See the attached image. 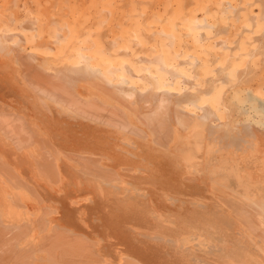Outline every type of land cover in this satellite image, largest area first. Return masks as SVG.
Instances as JSON below:
<instances>
[{"label": "bare ground", "instance_id": "6f19581e", "mask_svg": "<svg viewBox=\"0 0 264 264\" xmlns=\"http://www.w3.org/2000/svg\"><path fill=\"white\" fill-rule=\"evenodd\" d=\"M30 1L0 2V264H264L263 58L224 56L263 7L248 34L233 0L145 33L116 9L109 40Z\"/></svg>", "mask_w": 264, "mask_h": 264}, {"label": "rangeland", "instance_id": "374dc122", "mask_svg": "<svg viewBox=\"0 0 264 264\" xmlns=\"http://www.w3.org/2000/svg\"><path fill=\"white\" fill-rule=\"evenodd\" d=\"M14 1H16V0H13V2H12V0H0V2H2V3H6V5H12V6H14V8L17 10V9H19V14L18 15H20V19H23V18H25L26 16H28V13L26 12V8L27 7H29L30 6V4H31V1L30 0H18V1H16L17 2V4L14 2ZM57 1L58 0H51V2H50V0L48 1V3H47V7L49 8V10L50 11H52V10H55L54 8H57V6L58 7H61V9H68V7H70V5L69 4H73V6H74V8L72 7H70L69 9H80L81 8V10L83 9V10H86V11H88L89 10V12H88V15H89V13H90V11H93L92 9L93 8H97V12H98V14L99 15H101V17L100 16H98V15H96L95 16V22L97 21V19H99L100 18V20L99 21H97L98 23H100V25L102 26V28L101 29H103V25H104V29H103V31L101 30V35L103 36V38H105V39H108L109 38V40L113 37H117L118 35H120L119 33V30H120V28L121 27H119V26H117V25H115L116 24V22L115 21H117L116 19H114L116 16V9L117 10H123V11H126L125 13H126V16L127 15H129V16H125V21L123 20L122 21V23L124 24L125 23V25L127 26V27H130V29H134L136 26L137 27H140L141 28V30L143 31V33H145L146 32V26L147 25H155L156 23L158 24L159 23V25H160V22H159V20L163 17L165 20H167V19H170L171 21L168 23V24H166V26L167 27H169V28H173V26L171 25L172 23L174 24H176V22H177V24L178 25H180L181 23H180V17H181V15H190V14H196L195 12H197V14L196 15H200V16H202V15H204V14H209L208 12L209 11H212L211 13H213L212 14V16H211V18L213 17V19L214 18H219V8H220V6H221V1L222 0H203V1H205V2H203L202 0L200 1V0H197V3H196V1L195 0H168V1H164V0H156L157 1V3H156V1L155 0H139L140 2H138V0H124V2L126 3V1H127V3L126 4H124V2H123V0H114V4H113V1L112 0H97V1H95V0H88V2H87V0L85 1V0H62V2H61V0H59L58 2L59 3H57ZM69 1H70V3H69ZM91 3H90V2ZM107 1H108V3H107ZM112 1V2H111ZM118 1V2H117ZM130 1V2H129ZM133 1V2H132ZM147 1L149 2V6H148V3H147ZM183 1V2H182ZM189 1V2H188ZM192 1V2H191ZM200 3H199V2ZM213 1H214V4H213ZM220 1V2H219ZM234 1V3H236V4H238L241 8H239V12L241 13V22L239 21V20H236V18L234 17V15H233V17H232V25H233V27H235V26H237V27H235L236 28V31L239 29V28H241L242 26H244V27H242L241 29L242 30H244V32L245 33H249V28H247L246 27V25L244 24L245 22H250V20H251V17H253L254 15L256 16V15H258V17L260 18V16H262V14H260V11H261V13H263V10H264V0H233ZM255 1V2H254ZM261 1V2H260ZM10 2V3H9ZM87 2V3H86ZM98 4H97V3ZM136 2V3H135ZM142 2V3H141ZM166 2V3H165ZM173 2V3H172ZM185 2H186V4H185ZM210 2V5L208 4V3ZM219 2V3H218ZM13 3H15L14 5H13ZM57 3V4H56ZM79 3H82L83 5L85 4V6L86 7H83L82 6V4H79ZM93 3V4H92ZM97 5H96V4ZM101 5H100V4ZM116 3V4H115ZM120 3H121V5L122 6H120ZM132 3V4H131ZM145 3V4H144ZM147 3V4H146ZM164 3V4H163ZM169 3V4H168ZM177 3V4H176ZM206 3V4H205ZM247 3V4H246ZM261 3V4H260ZM45 4H46V2H45ZM117 4H118V6H117ZM144 4V5H143ZM154 4V5H153ZM160 4H162L161 5V7H160ZM191 4H193L192 6H191ZM198 4H200V5H198ZM205 4V5H204ZM260 4V5H259ZM16 5V6H15ZM67 5H69V6H67ZM81 5V6H80ZM92 5H93V7H92ZM95 5H96V7H95ZM130 5V6H129ZM136 5H137V7H136ZM138 5H140V7L138 6ZM169 5H170V7H169ZM186 5H187V7H186ZM196 5H198V6H200V7H197ZM245 5V6H244ZM251 5V6H250ZM263 5V6H262ZM21 6V7H20ZM22 6H23V9H22ZM25 6V7H24ZM51 6H53V7H51ZM129 8H128V7ZM154 6H156V7H154ZM164 6V7H163ZM175 6V7H174ZM206 6V7H205ZM105 8V9H102V8ZM116 7V8H115ZM118 7V8H117ZM147 7V8H146ZM168 7V8H167ZM184 7V8H183ZM195 7V8H194ZM196 7H197V10H196ZM211 7V8H210ZM214 9H213V8ZM261 7V8H260ZM262 7H263V10H262ZM85 8V9H84ZM113 8H114V10H113ZM139 8V9H138ZM158 8V9H157ZM160 8V9H159ZM171 8V9H170ZM193 8V9H192ZM199 8V9H198ZM206 8V9H205ZM216 8L218 9V10H216ZM68 9V10H69ZM142 9V10H141ZM164 9V10H163ZM247 9V10H246ZM102 10H105V11H102ZM109 10H112V14H110V13H107ZM140 11V13H139V11ZM151 10V11H150ZM155 10V11H154ZM159 10V11H158ZM168 10H172L171 12V14H169L170 12L168 11ZM25 11V12H24ZM65 11V10H64ZM67 11V10H66ZM100 11V12H99ZM154 11V12H153ZM190 11V12H189ZM200 11V12H199ZM206 11H207V13H206ZM245 11H247V13L245 12ZM57 15H56V18H60V15H58V12H56V10L54 11ZM106 14H104V13ZM110 12V11H109ZM115 12V13H114ZM138 12V13H137ZM168 12V13H167ZM187 12V13H186ZM216 12V13H215ZM103 13V14H102ZM144 13H146V17H145V15H144ZM149 13V14H148ZM151 13H153V15L151 14ZM179 13V14H178ZM186 13V14H185ZM199 13V14H198ZM202 13H204V14H202ZM91 14V13H90ZM108 14H110V15H108ZM115 14V15H114ZM138 14V15H137ZM156 14V15H155ZM173 14H175L176 16H175V18H176V20L177 21H175L174 19H173V17H171V16H173ZM252 16H251V15ZM26 15V16H25ZM35 15V14H34ZM115 17H114V16ZM134 15V16H133ZM137 15V16H136ZM149 15V16H148ZM165 15V16H164ZM170 16V18H169V16ZM109 16V17H108ZM113 16V17H112ZM62 17H64L63 18V20L65 19V15L64 16H62ZM108 18V20L106 19V18ZM112 17V18H111ZM149 17V18H148ZM156 17V18H155ZM105 19V22H103L104 21V19ZM141 18V19H140ZM142 18H143V20H144V18L147 20H144V22H143V20H142ZM162 18V19H163ZM210 18V19H211ZM258 18V19H259ZM103 19V20H102ZM246 19V21H242V20H245ZM67 20V18L64 20V21H66ZM113 20V21H112ZM129 20L131 21V22H133L132 24L129 22ZM139 20V21H138ZM180 20V21H179ZM218 20H220V19H218ZM106 21H107V24H106ZM127 21H128V23H127ZM173 21V22H172ZM175 21V22H174ZM259 21H260V19H259ZM111 22H113V23H111ZM137 22V23H136ZM141 22V23H140ZM146 22V23H145ZM236 22V23H235ZM102 23H104V24H102ZM261 23V22H260ZM259 23V24H260ZM263 23V22H262ZM111 24H113V25H111ZM106 25H108L109 27H110V29H111V27L114 29H111L110 31H107L108 30V26L106 27ZM111 25V26H110ZM141 25V26H140ZM146 25V26H145ZM114 26H115V28H114ZM116 26H117V28H116ZM144 28H143V27ZM181 26V25H180ZM145 29V30H144ZM183 30V29H182ZM104 31H105V33H106V35L104 34ZM117 32V33H115V32ZM179 31V30H178ZM231 31H233L232 29H231ZM109 32V33H108ZM111 32V33H110ZM234 32V31H233ZM104 34V35H103ZM148 34H149V32H147L146 34H145V37H147L148 36ZM115 35V36H114ZM117 35V36H116ZM107 38H106V37ZM153 38V35L150 37H148V39H152ZM184 38H185V36H184V34H183V38H182V40H181V38L179 37L178 38V44L180 43V42H183L184 43ZM236 38L238 39V36L236 35ZM186 39V38H185ZM236 39V41L237 42H234V44H233V47H234V49H232V52H230L229 53V51H224V53L226 54H224V56L225 57H233V59L232 58H230V60H232V61H234V63H237V62H240L241 63V61H238V60H240V59H238L237 57L239 56V52L240 51H243V52H248V50H250L249 52H251V53H257V52H255L254 51V49H256L257 51H258V55L261 57V58H263V59H261V61H259V59H258V62H257V58L258 57H255L254 58V61H252V60H250L251 61V70H253V71H256V72H258L259 70V72H264V46L262 45V47H258L259 45L256 43V42H251V43H248V46H247V44H244V43H242V44H240V42H238L239 41V39L237 40ZM181 40V41H180ZM180 41V42H179ZM213 41V40H212ZM260 43V42H259ZM263 43H264V41H263ZM257 44V45H256ZM261 44V43H260ZM254 46V47H253ZM258 47V48H257ZM254 48V49H253ZM261 48H263V49H261ZM235 49L237 50V51H235ZM259 50H262L263 52L261 53V51H260V53H259ZM198 51V50H197ZM235 52H237V53H235ZM198 54H200L201 56L202 55H206V57H208V55L206 54V53H199V51H198ZM231 54H232V56H231ZM238 55L237 57H236V55ZM261 54H263V55H261ZM221 55H223V52H221ZM229 55V56H228ZM211 55H209V57H210ZM224 56H222V57H224ZM257 56V55H256ZM235 57V58H234ZM252 58V57H251ZM236 59H238L237 61H235ZM263 61V62H262ZM249 62V61H248ZM259 64V67H258V64ZM232 64H233V62H232ZM263 64V65H262ZM244 65V64H243ZM242 65V66H243ZM241 66V67H242ZM257 66V67H256ZM244 67V66H243ZM246 69H248V68H246Z\"/></svg>", "mask_w": 264, "mask_h": 264}]
</instances>
